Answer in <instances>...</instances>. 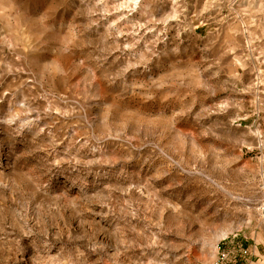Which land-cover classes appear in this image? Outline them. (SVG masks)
I'll list each match as a JSON object with an SVG mask.
<instances>
[{"label": "rangeland", "instance_id": "1", "mask_svg": "<svg viewBox=\"0 0 264 264\" xmlns=\"http://www.w3.org/2000/svg\"><path fill=\"white\" fill-rule=\"evenodd\" d=\"M0 264H264V0H0Z\"/></svg>", "mask_w": 264, "mask_h": 264}, {"label": "bare ground", "instance_id": "2", "mask_svg": "<svg viewBox=\"0 0 264 264\" xmlns=\"http://www.w3.org/2000/svg\"><path fill=\"white\" fill-rule=\"evenodd\" d=\"M10 123V122H9ZM93 157H95L96 156V153H95V151H94V153L92 152V154H91ZM97 158V157H96Z\"/></svg>", "mask_w": 264, "mask_h": 264}]
</instances>
